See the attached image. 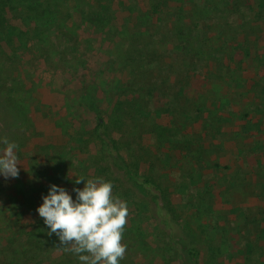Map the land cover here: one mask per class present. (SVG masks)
I'll return each mask as SVG.
<instances>
[{
	"label": "rangeland",
	"instance_id": "obj_1",
	"mask_svg": "<svg viewBox=\"0 0 264 264\" xmlns=\"http://www.w3.org/2000/svg\"><path fill=\"white\" fill-rule=\"evenodd\" d=\"M38 1L0 0V137L19 145L18 177L0 175V264H81L36 212L52 184L75 200L73 188L84 187L74 183L78 172L111 182L113 195L126 202L127 248L119 264H264V0H110L105 31L81 18L76 4L83 0H53L44 11ZM52 15L57 24H38ZM133 24V34L154 36L159 70L155 65L174 54L173 32L183 31L191 46L173 64L193 63L194 74L156 77L161 84L126 114L115 107L125 98L115 85L128 74L114 46ZM63 35L77 42L79 55L68 42H55ZM82 94L91 100L86 108L77 103ZM167 99L173 122L164 132L158 126L169 125L170 116L157 117L154 109ZM118 111L111 135L127 167L149 174L163 193H141L120 168L97 157L96 115L110 123ZM184 112L194 115L192 123ZM169 130L185 134L180 145L158 136ZM79 132L83 144L74 148ZM68 149L55 169V151ZM163 153L173 159L164 161ZM78 160L92 162L86 174Z\"/></svg>",
	"mask_w": 264,
	"mask_h": 264
},
{
	"label": "trees",
	"instance_id": "obj_2",
	"mask_svg": "<svg viewBox=\"0 0 264 264\" xmlns=\"http://www.w3.org/2000/svg\"><path fill=\"white\" fill-rule=\"evenodd\" d=\"M52 1L53 0H39L37 3V10L44 11V9L42 8V5L47 4L46 5V8H47L48 6H50V2ZM111 3H110V0H83L81 1L80 4H76V9L81 12V18L87 20V24L89 25V27H91L95 31H103V30L105 31L107 30L106 27H108L110 24L111 13L110 11L108 13V9H109V4ZM110 10H111V7H110ZM29 14L30 13L28 11V13L22 19V22L24 23L25 27L26 25L29 24L28 23V18H30ZM40 20L43 23H38V24H40V26L41 25L48 26V28L57 24V19L55 15H52L51 17H49L48 21L44 19H40ZM134 28H135L134 24L132 26L130 25L126 26L124 29L125 31L121 32V34L123 35L125 34L123 37L124 40H120L119 43H117L119 45L115 44L114 46V48L117 47V49L121 53L120 54V62H121L120 67L123 68L125 71H127V74H128V78L126 79V81L119 80L120 84H118L117 82L115 85V90L117 91V93L119 95L123 94L125 96L124 100H118L116 102L115 107L119 109L121 112H124L126 114H128V112L130 111V109H132V107L136 109L141 108L143 101H145L147 98V95H148L147 90L149 87L153 88L155 84L157 83L161 84V80H155L156 77L160 75L163 77V73H164V76H165L164 79H165L166 77H168L169 72L173 73L174 70H175L174 71L175 77L182 76V78L184 77L188 79L191 74H194L193 63H189V66L187 67H185L182 63L173 64V63H178V60L176 59L177 58L179 59L180 57L179 50L185 49L186 47L191 46V39L190 38L184 39L183 31H180L177 28V31L173 32L175 36V41H174L175 43L171 45L172 46L171 50H172V53L174 54H171L170 57L168 56L170 60L168 63H171V60H172L171 66H169L168 63L165 65H162L164 67L160 66L159 64H156L155 66L161 67L159 70V69H155L154 64L152 63L154 60L159 61L161 58H163L159 54L162 52L160 51L159 46L157 45L154 36L152 35V33L145 34L143 32L133 34L131 29H134ZM32 31H35V30H32ZM40 36H42L41 38H47L45 34H41ZM54 38H55L54 39L55 42L58 41V43H60L61 40H64L65 43L68 42L69 44H71V48L73 49L72 52H74V54L79 55L78 45L75 44L77 43L76 41H72L71 39L64 37V35L63 37L56 36ZM46 42H50L48 44L49 48L50 47L54 48L55 43L52 42V40L51 41L47 40ZM37 44L39 45L38 42ZM23 46H26V45H23ZM59 47L60 46H58V48ZM58 48L56 47V52ZM164 51L166 52L165 49ZM173 55H174V59H173ZM166 65H168L169 67ZM155 74H157V76H155ZM136 84H137L138 90L134 91L133 86ZM84 92L88 93L86 90ZM134 92H135V97H132V94ZM177 93L179 94L183 93V89L178 88ZM106 96L107 95L105 94V97ZM85 101L91 102V100H86L83 94L81 97L77 99V103L79 106H81V108L87 107V104L85 105ZM168 104H170V101L167 99V101L165 100L163 102V106H160L161 109L160 108L154 109L155 110L154 114L157 117L170 116L169 125L158 126L159 129H161V127H164L163 128L164 132L167 129L171 128L172 122H173L171 119V114L173 113L168 108ZM143 110L145 109L143 108ZM114 114L116 115L115 118L116 117H119V118L117 120L114 119V121H110V123H107L103 116L99 114L96 115V121H95V125L93 127L92 132H93V136L96 142L98 143L97 157L106 159L112 164V166L118 169L120 168V170L123 171L125 178L128 181H130V183L134 185L141 193H153L155 191H159L160 193H163L164 189L161 187V185L157 184L154 181V179L150 177L149 174L139 173L137 170L135 169L133 170L127 167L125 163V158L121 152L122 147L119 145V141L116 138L114 139L113 135H111L112 131L116 128L117 123L121 120L119 111L114 112ZM140 114L141 113H139V115ZM190 114L192 113L184 112L182 114L184 115L185 122H189V124L191 120H193ZM128 121H129V118H126V122ZM126 131H129L128 127ZM169 131L170 132L168 133V135H166L163 131H161L158 134V136L163 137L165 135L168 137V139H171L172 142L174 143L176 142L177 144L180 145L182 141V136H184L185 134H182L176 130L174 131L169 130ZM71 140H72L71 142L74 143V148L82 147L83 138L80 132L79 134L72 136ZM49 147L50 149L55 148L54 145H50ZM84 148L87 149L86 147ZM70 150L71 149H68L67 151H64V150L55 151V155H56V160L54 163L55 169L59 167L60 162L66 156L71 154ZM172 159L173 158H171L168 153H163L164 161L168 162ZM68 162H69V165H72L71 159H69ZM77 164L83 167V169L85 170V174H86V172L89 171V169L91 168L90 165H92V162L90 164L89 160L87 161L78 160ZM75 176L80 177L79 172L76 175H74V178ZM192 176L193 175L191 176L187 175V179L188 180L193 179ZM198 176H199L198 173H196L195 178H198ZM94 178H98L97 176H95V173L92 179ZM69 181L73 182L72 180H69ZM185 186L186 185H183L182 187L184 188ZM187 187H188V182H187ZM35 190L36 188L32 189V191H35Z\"/></svg>",
	"mask_w": 264,
	"mask_h": 264
},
{
	"label": "clouds",
	"instance_id": "obj_3",
	"mask_svg": "<svg viewBox=\"0 0 264 264\" xmlns=\"http://www.w3.org/2000/svg\"><path fill=\"white\" fill-rule=\"evenodd\" d=\"M0 175L5 179L19 175V145L0 137ZM83 182V189L73 188V198L62 187L49 186L48 194L36 212L55 234L64 251L75 254L81 264H119L126 253L122 234L127 223L126 202L113 195V185L103 178L85 180L75 176L74 183Z\"/></svg>",
	"mask_w": 264,
	"mask_h": 264
}]
</instances>
